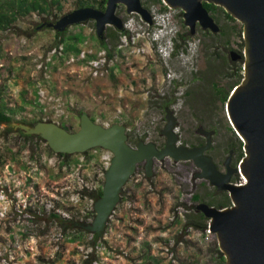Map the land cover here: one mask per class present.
Listing matches in <instances>:
<instances>
[{
	"label": "rangeland",
	"instance_id": "obj_1",
	"mask_svg": "<svg viewBox=\"0 0 264 264\" xmlns=\"http://www.w3.org/2000/svg\"><path fill=\"white\" fill-rule=\"evenodd\" d=\"M59 3L60 9L51 5L47 13L29 12L0 30V97L13 121L51 120L74 130L81 110L99 124H123L132 146L142 139L161 147L159 129L167 106L176 120V143L198 145L203 136L195 128L213 129L205 153L221 171L231 149L229 165H237V140L226 129L224 102L213 90L229 93L236 81L235 73L227 72L232 63V68L241 64L229 58L230 49L241 51L238 21L225 20L215 8L209 14L218 30L195 22L189 34L179 8L140 0L150 23L117 4L115 14L125 33L110 37L109 27L118 29L106 24L98 40L92 19L66 25L62 35L46 26L75 7V0ZM84 5L92 6L89 0ZM60 37L62 47L75 44L87 58L98 55L96 74L85 61H68L75 55L71 49L46 60ZM161 98L169 102L162 104ZM5 128L1 123L0 264L215 263V235L207 220L200 230L192 214L194 204L205 202L214 187L193 176L198 168L190 159H153L150 175L137 163L93 239L83 227L75 232L70 222L92 219L94 200L88 192L101 185L110 151L91 147L62 158L43 140H26ZM233 176L240 178L238 172ZM192 194L200 199L193 201Z\"/></svg>",
	"mask_w": 264,
	"mask_h": 264
},
{
	"label": "water",
	"instance_id": "obj_2",
	"mask_svg": "<svg viewBox=\"0 0 264 264\" xmlns=\"http://www.w3.org/2000/svg\"><path fill=\"white\" fill-rule=\"evenodd\" d=\"M202 1L221 7L241 24V51L229 50L231 60H241V77L224 101L228 124L241 141L242 155L237 165H229L231 149L223 159V172L205 153L210 147L213 129L200 125L195 128L203 136V142L198 145L176 143V120L167 106L164 107L165 121L159 129L164 137L161 147L142 139L132 146L127 142L123 124L112 122L102 125L84 111L79 113L74 130L42 119L30 123L11 121L10 125L23 134L37 135L55 153L71 154L91 147L110 151L108 165L103 171L101 193L92 203L93 217L82 225L91 233H99L103 229L119 199L121 186L137 163L142 162L144 174L150 175L153 159L164 156L173 160L190 159L200 170L193 176L203 177L216 191H225L230 201L221 207L203 201L194 204V209L207 218L208 230L215 235L224 264H264V0H161L167 8H180L189 34L193 33L195 20L186 19L185 11L200 15L204 23H196L201 28L216 32L218 26ZM117 4H122L126 12L137 13L150 23V14L140 0H105L102 9L76 6L63 12L53 22H45V25L60 31L66 25L92 19L94 33L101 37L106 24L121 28V18L115 14ZM235 172L244 178L243 183L230 181Z\"/></svg>",
	"mask_w": 264,
	"mask_h": 264
},
{
	"label": "trees",
	"instance_id": "obj_3",
	"mask_svg": "<svg viewBox=\"0 0 264 264\" xmlns=\"http://www.w3.org/2000/svg\"><path fill=\"white\" fill-rule=\"evenodd\" d=\"M155 1L160 4L162 9L166 8V6L161 2V0H155ZM86 2H88V0H76L75 6L84 5ZM104 2H105V0H89V3H91L93 7L100 8V9H102L104 7ZM51 5H55L58 9L61 8V6L59 4V0H0V30L9 28L11 26V23L18 16H23L29 12H36L38 14L39 13H47L48 8ZM202 5L205 7V9L210 14H212L214 9L217 8L220 10V12H221V14L225 20H229L232 22L235 21L234 18H232L230 15H228L226 12H224L222 10V8L217 6V5H214V4L208 3V2H204V1H202ZM109 28H111V30L108 32V35L110 37L114 38L116 33H122V32H118V31L114 30L112 27H109ZM240 30H241V24L238 23V32H237L238 35L240 33ZM55 34L56 35H62V32L55 31ZM74 37H76V36H74ZM63 40H64L63 37L58 38L59 42L60 41L62 42ZM238 44L240 46H242V40H239ZM101 46H104V44H101ZM68 49H71L74 52V54L78 51V48L76 47L75 44L64 43L63 51H66ZM238 52H240V50H238ZM106 55L109 56L108 51L106 52ZM231 65H230V70L227 72V74L235 73L236 81L234 84H236L241 77V64L238 61L235 63L234 68H232ZM213 87L216 88V86H213ZM213 94L223 103L226 99L228 92L224 91L222 93H219L218 89H214ZM35 95H36V92H35ZM160 101H162V104H166L169 102V101L165 102V100H163L162 98L160 99ZM162 107H163V105H162ZM80 112H81V110H78V114ZM11 113H12L11 108L6 107L5 103L1 100V97H0V124L1 123L6 124V128H5L6 130H11L13 132H17V134L19 136H21L23 139L28 140V139L34 138L36 140H40V138L37 135L23 134L18 129H11L12 126L10 125V122L13 121V118L10 115ZM89 117L93 120V118L91 116H89ZM14 120H16V119H14ZM19 120L21 122H24L21 119H19ZM16 121H18V120H16ZM27 123H30V122H27ZM60 125L62 127H64L65 129L70 130L69 126L64 124V123H60ZM226 129L236 138V140H237L236 147L238 149L237 156L241 157V155H242L241 141L236 137L232 128L229 126L228 122L226 123ZM47 150L50 151L48 148H47ZM56 154L62 158H66V157L71 156L70 154H66V153H58L57 152ZM235 176L232 177L231 181H234L233 179L236 178ZM100 193H101V185L97 186L95 189L88 192V194L92 197L93 200L95 198H97L100 195ZM191 198L193 201H197L200 199V197L197 194H192ZM205 202L209 205H214L215 207H221V206H226L229 204V198H228L225 191L216 192L214 189H212L211 191H207V199L205 200ZM192 214H193V216H195L194 222H196L198 224L196 226L200 230H202V228L204 229L205 222H206L207 218H205L199 211H194V212H192ZM51 216L54 217L55 219H59V215L56 213H52ZM83 223L84 222L82 221L79 225H76L78 223L76 221H73V222H70V226L72 227V229L75 230V232L76 231L80 232L81 230L83 231L82 225H81ZM96 235H97V233L91 234V238L94 239L96 237ZM211 245H212L211 251L214 253V257H215V263L214 264H224L223 256L220 253V251L218 250L215 241H212Z\"/></svg>",
	"mask_w": 264,
	"mask_h": 264
},
{
	"label": "built area",
	"instance_id": "obj_4",
	"mask_svg": "<svg viewBox=\"0 0 264 264\" xmlns=\"http://www.w3.org/2000/svg\"><path fill=\"white\" fill-rule=\"evenodd\" d=\"M63 50L62 47V42H58L56 43V45H54L53 47H51L48 51H47V57L46 60H49V58L54 55V54H60L61 51ZM73 60H79V61H85L88 65H89V69L92 71V74H96V69L98 67V62H99V58L98 55L96 56H91L90 58H87L86 55V51L85 50H78L74 57L70 56L68 61H73ZM44 73H46L44 71ZM39 94L42 93L41 89H38ZM105 162V161H104ZM109 159L107 162H105V165L103 166V170L106 168V166L108 165ZM244 182V178L240 175V178L237 181H234V183L236 184H241Z\"/></svg>",
	"mask_w": 264,
	"mask_h": 264
},
{
	"label": "bare ground",
	"instance_id": "obj_5",
	"mask_svg": "<svg viewBox=\"0 0 264 264\" xmlns=\"http://www.w3.org/2000/svg\"><path fill=\"white\" fill-rule=\"evenodd\" d=\"M170 9H174V8H179V7H168ZM180 9V8H179ZM185 18L186 19H194L195 22H200V23H204V19L201 18L200 15H198L197 13H194V12H188V11H185ZM169 155V154H168ZM197 168H199L197 166ZM199 170V169H198ZM200 171V170H199ZM203 178V177H201ZM204 179V178H203Z\"/></svg>",
	"mask_w": 264,
	"mask_h": 264
},
{
	"label": "flooded vegetation",
	"instance_id": "obj_6",
	"mask_svg": "<svg viewBox=\"0 0 264 264\" xmlns=\"http://www.w3.org/2000/svg\"><path fill=\"white\" fill-rule=\"evenodd\" d=\"M40 24H43V23H40ZM106 26V25H105ZM105 26H104V28H103V31H104V29H105ZM118 32H122L123 34L125 33V30L123 29V27H122V25H121V28L120 29H118ZM102 35H103V33H102ZM102 35H101V37H97L96 36V38L98 39V40H100L101 38H102ZM165 107V106H164ZM164 107H163V110H164ZM202 142H203V140H202ZM219 170V169H218ZM199 171V170H198ZM197 171V172H198ZM220 171V170H219ZM224 171V167H223V170H221V172H223ZM232 179H230V181H231ZM233 182V181H232ZM215 190V189H214ZM216 191V190H215ZM216 192H223V191H216Z\"/></svg>",
	"mask_w": 264,
	"mask_h": 264
},
{
	"label": "crops",
	"instance_id": "obj_7",
	"mask_svg": "<svg viewBox=\"0 0 264 264\" xmlns=\"http://www.w3.org/2000/svg\"><path fill=\"white\" fill-rule=\"evenodd\" d=\"M75 2H76V0H75ZM60 4V3H59ZM55 6V5H54ZM61 6V5H60ZM56 7V6H55ZM76 7V6H75ZM57 8V7H56ZM58 9V8H57Z\"/></svg>",
	"mask_w": 264,
	"mask_h": 264
},
{
	"label": "clouds",
	"instance_id": "obj_8",
	"mask_svg": "<svg viewBox=\"0 0 264 264\" xmlns=\"http://www.w3.org/2000/svg\"><path fill=\"white\" fill-rule=\"evenodd\" d=\"M172 50V49H171ZM234 182V181H233Z\"/></svg>",
	"mask_w": 264,
	"mask_h": 264
}]
</instances>
